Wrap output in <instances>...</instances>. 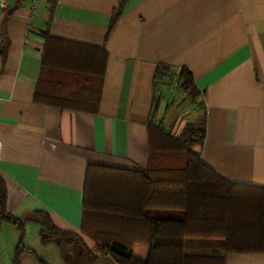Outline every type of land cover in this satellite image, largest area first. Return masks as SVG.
<instances>
[{
  "label": "crops",
  "instance_id": "1",
  "mask_svg": "<svg viewBox=\"0 0 264 264\" xmlns=\"http://www.w3.org/2000/svg\"><path fill=\"white\" fill-rule=\"evenodd\" d=\"M118 1L38 0L32 10V0H8L0 9V179L7 212L24 224L20 264H65L40 241L42 215L81 235L88 170L145 169L148 122L177 136L203 118L194 149L202 162L229 183L264 190V0H128L116 16ZM44 32L59 42L45 62ZM160 65L186 68L199 100L157 82ZM50 76L102 78L98 112L36 103ZM127 223L123 235L144 261L145 233ZM20 237L0 224V264H13ZM81 237L93 264H116ZM183 250L200 264H264V251L228 254L219 240L189 239Z\"/></svg>",
  "mask_w": 264,
  "mask_h": 264
},
{
  "label": "trees",
  "instance_id": "2",
  "mask_svg": "<svg viewBox=\"0 0 264 264\" xmlns=\"http://www.w3.org/2000/svg\"><path fill=\"white\" fill-rule=\"evenodd\" d=\"M128 0H119V16ZM47 47L57 44L43 33ZM103 67V66H102ZM103 73L101 68L100 75ZM155 80L174 83L191 103L201 93L186 68L158 66ZM102 78H42L35 92L36 103L64 110L96 114ZM150 156L143 170L90 168L83 196L81 235L95 243L116 264H200L206 259L184 254L189 239L219 240L228 254L264 251V190L229 183L218 177L195 152L205 138V121L188 123L173 136L148 122ZM92 169V170H91ZM40 241L55 244L65 264H93L95 256L81 235L54 227L42 215ZM127 221L135 222L146 236L148 255L141 261L132 246L119 240ZM115 222V223H114ZM15 227L21 237L13 264H20L26 251L22 245L24 224L6 210V187L0 179V224ZM218 261V260H217ZM42 263V262H41Z\"/></svg>",
  "mask_w": 264,
  "mask_h": 264
},
{
  "label": "built area",
  "instance_id": "3",
  "mask_svg": "<svg viewBox=\"0 0 264 264\" xmlns=\"http://www.w3.org/2000/svg\"><path fill=\"white\" fill-rule=\"evenodd\" d=\"M8 3V0H0V9L6 8ZM38 6V0H32L31 8L32 10H35ZM170 85L174 86L176 88V85L172 82Z\"/></svg>",
  "mask_w": 264,
  "mask_h": 264
},
{
  "label": "rangeland",
  "instance_id": "4",
  "mask_svg": "<svg viewBox=\"0 0 264 264\" xmlns=\"http://www.w3.org/2000/svg\"><path fill=\"white\" fill-rule=\"evenodd\" d=\"M124 233L121 232L120 234H118L119 240L124 241L125 243L129 244L130 246H135L137 243L135 241V238H131L129 236L123 235Z\"/></svg>",
  "mask_w": 264,
  "mask_h": 264
}]
</instances>
